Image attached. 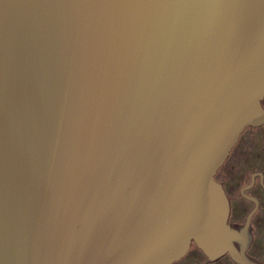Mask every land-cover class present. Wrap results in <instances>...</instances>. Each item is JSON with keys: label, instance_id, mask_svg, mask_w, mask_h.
<instances>
[{"label": "water", "instance_id": "water-1", "mask_svg": "<svg viewBox=\"0 0 264 264\" xmlns=\"http://www.w3.org/2000/svg\"><path fill=\"white\" fill-rule=\"evenodd\" d=\"M263 98L264 0H0V264H253L213 175Z\"/></svg>", "mask_w": 264, "mask_h": 264}, {"label": "flooded vegetation", "instance_id": "flooded-vegetation-1", "mask_svg": "<svg viewBox=\"0 0 264 264\" xmlns=\"http://www.w3.org/2000/svg\"><path fill=\"white\" fill-rule=\"evenodd\" d=\"M264 107V98L261 101ZM229 201L228 222L242 225L249 216L250 239L245 255L264 264V124L246 127L215 171ZM170 264H237L228 252L209 258L193 242Z\"/></svg>", "mask_w": 264, "mask_h": 264}]
</instances>
